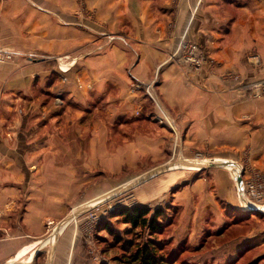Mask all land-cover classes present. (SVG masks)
<instances>
[{"label": "crops", "instance_id": "0c3cea01", "mask_svg": "<svg viewBox=\"0 0 264 264\" xmlns=\"http://www.w3.org/2000/svg\"><path fill=\"white\" fill-rule=\"evenodd\" d=\"M76 1L0 0V49L13 54L0 64V264H35L31 254L106 179L169 152L145 93L153 81L181 149H223L243 181L264 176V0ZM180 42L193 44L197 66L173 58ZM140 123L161 130L144 135ZM223 174L203 199L188 194L201 199L188 202L195 222L202 201L234 216L226 243L203 259L264 264V213L241 215ZM78 238L62 227L44 264H84L71 258Z\"/></svg>", "mask_w": 264, "mask_h": 264}, {"label": "rangeland", "instance_id": "374dc122", "mask_svg": "<svg viewBox=\"0 0 264 264\" xmlns=\"http://www.w3.org/2000/svg\"><path fill=\"white\" fill-rule=\"evenodd\" d=\"M76 2L77 6H81L83 0H77ZM173 58L181 61V53H177ZM154 83L155 81L147 85L150 87L149 91L151 96L158 104L149 98L152 101L151 111L154 112H151V114L157 120V124L166 126L165 130L170 135L168 137L169 152L155 149L153 155H146L136 164H133L132 168H125L119 176L114 177L112 180L111 178L106 179L105 187H100L96 193H91L89 200L91 205H89V202H85L78 206V208L83 206L92 208L95 205L92 201L96 197L123 188L132 180L141 177L157 167L171 163L178 158L198 161L202 165L216 158H233L234 155L221 153L224 151L223 149L209 151V148H202L192 150L191 152L181 149L183 137H181V133L175 128V123L171 122L169 116L162 110L160 98L158 99L157 94L152 89ZM96 107L99 115L106 113L104 106L99 104ZM91 110L93 111V108ZM136 115L138 116L139 112ZM143 124L140 123L137 126V130L144 135L145 133L157 134L154 131L161 130L159 125V127L151 128L150 125ZM225 169L213 167L200 171L188 169L186 171L175 170L160 174L134 189L115 196L111 200L98 205L86 213L75 214V218L67 222V225L74 226L79 235L77 243L75 242L72 248L71 258L83 260L84 264H132L130 263L129 256L134 254L137 248L151 241L158 246V254L168 259L170 264H212L208 260L205 261L203 257L210 251L214 244L224 245L226 243L228 240L226 230L233 224L228 220L234 216L232 215V211L225 214L223 212L225 206H220L219 203L223 217H216V208L212 206L215 212L210 208L206 209L207 201H202V208H204L202 217L199 221L197 220L195 222L190 219L189 212L192 204L188 202L192 200L193 205L194 203L195 205H199L201 199L198 196L190 199L188 194H194L199 191L203 199L204 195L209 194V185H207L209 181L215 180L216 178L217 186L220 187L219 179L222 176L221 174L224 173V180L229 178L230 173L227 171V168ZM195 181H198L197 184H205L204 188L198 190H196L197 188L191 189V184ZM226 188L233 189L232 197L242 207L235 189L236 186L230 178ZM185 194H187V197L183 196ZM194 198L196 199L194 200ZM135 207H141L148 212L145 218L150 224L154 223L155 227H157L155 233H152L153 231L150 227L134 228L121 216V210ZM78 208L75 209L77 210ZM157 210L159 212L158 216L154 217V212ZM241 213L243 216L248 214L247 211L243 210H241ZM262 215L264 216V214ZM249 227L250 225H246L245 227L241 225L234 232L237 236H240ZM56 240L57 236L52 232L48 240H45L48 242H45L43 246L41 245L42 248L35 254H31L28 261L39 258L35 264H44L45 259L49 260V248L53 246L52 244ZM239 264H243V262Z\"/></svg>", "mask_w": 264, "mask_h": 264}, {"label": "water", "instance_id": "95a60500", "mask_svg": "<svg viewBox=\"0 0 264 264\" xmlns=\"http://www.w3.org/2000/svg\"><path fill=\"white\" fill-rule=\"evenodd\" d=\"M193 164H191V162H189L186 159H182V158H178L175 161L168 163V164H164L160 167H157L151 171H149L148 173L142 175L139 178H136L134 180H132L131 182H129L127 185H125L123 188H119L118 190H114L112 192H108L106 195H102L100 197L106 196L105 198H103L101 200L100 203L92 206V208H86V207H80L77 210H72L63 220L62 222L56 227L54 233H58L59 230L63 227V225H65V223L71 221L72 219H74L75 214L79 215L82 213H86L91 209L96 208L98 205L103 204L106 201L111 200L112 198H114L115 196H118L126 191H129L130 189H134L140 185H142L143 183L149 181L150 179L160 175V174H164L170 171H175V170H181V168H185L188 166H192ZM231 166V163H229V161L224 160L222 162H209L208 164L201 166V167H196L200 170H204V169H210L213 167H222V168H226ZM235 168V176L233 177V181L235 183V186L237 188V193H238V198L240 199V201H242L243 204H246L247 206V212L249 213H264V207L261 208H257L255 206H252L250 204H248L247 200L244 197V192H243V169L241 166L235 164L234 167ZM99 198V197H98ZM97 199V198H96ZM95 201V200H94ZM52 248H50V252H49V259L52 255Z\"/></svg>", "mask_w": 264, "mask_h": 264}, {"label": "built area", "instance_id": "2783aa9c", "mask_svg": "<svg viewBox=\"0 0 264 264\" xmlns=\"http://www.w3.org/2000/svg\"><path fill=\"white\" fill-rule=\"evenodd\" d=\"M179 52L181 53V59L186 63L192 64L193 66H197L199 64V59L196 56L195 47L193 44L188 42H180L174 55ZM12 58L13 54L11 52H6L0 49V63L11 61ZM149 89L150 87L147 86L145 88V92L149 98L157 104V102L151 96ZM257 89H264V80L257 83ZM243 192L245 199L252 206L264 207V177L257 174L256 172L251 171L249 173V177L243 181Z\"/></svg>", "mask_w": 264, "mask_h": 264}, {"label": "trees", "instance_id": "16d2710c", "mask_svg": "<svg viewBox=\"0 0 264 264\" xmlns=\"http://www.w3.org/2000/svg\"><path fill=\"white\" fill-rule=\"evenodd\" d=\"M121 216L130 223L134 228L150 227L155 233L157 227L154 223H149L146 220L148 212L141 208L135 207L132 209H124L120 211ZM158 210L154 212V217L158 216ZM130 263L132 264H170L169 260L158 254V246L149 241L142 247L137 248L136 252L129 256Z\"/></svg>", "mask_w": 264, "mask_h": 264}, {"label": "bare ground", "instance_id": "6f19581e", "mask_svg": "<svg viewBox=\"0 0 264 264\" xmlns=\"http://www.w3.org/2000/svg\"><path fill=\"white\" fill-rule=\"evenodd\" d=\"M222 161H224V160H222V159H216V160H213V161H210V162H222ZM190 162V161H189ZM194 162V163H193ZM200 162H198V161H192L191 160V164H193L192 166H188V167H183V168H181V170H199L198 168H196V167H201V166H204V165H206V164H208L209 162H207L206 164H204V165H202V164H199ZM229 163H231V166H229V167H226L228 170H229V172L231 173V175H232V177H234L235 176V168H233L234 167V163H232V162H230L229 161ZM106 195V194H105ZM106 196H103V197H101V198H98L97 200H93L92 202H94L95 203V205L96 204H98V203H100L101 202V200L103 199V198H105ZM241 204H242V210L243 211H247V206H246V204H243L242 203V201H241ZM248 204H250L249 202H248ZM89 205H91V202H89ZM251 205V204H250ZM257 208H261V207H257ZM76 210V209H75ZM249 213V212H248ZM67 223H65V225H66ZM65 225H63V227L65 226ZM60 232H61V229L59 230V232L58 233H55V235L56 236H59V234H60Z\"/></svg>", "mask_w": 264, "mask_h": 264}]
</instances>
